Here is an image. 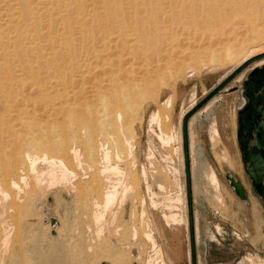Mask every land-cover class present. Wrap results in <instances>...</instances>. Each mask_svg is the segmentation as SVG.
I'll return each instance as SVG.
<instances>
[{"label":"rangeland","instance_id":"rangeland-1","mask_svg":"<svg viewBox=\"0 0 264 264\" xmlns=\"http://www.w3.org/2000/svg\"><path fill=\"white\" fill-rule=\"evenodd\" d=\"M37 1L38 0H32L33 5L34 3L36 5ZM85 1L87 5H90L92 3L91 0ZM170 1L123 0L122 5L124 6L119 7H121V9L126 12V14L135 16L137 11L141 12L143 10H155V8H157V5L159 4L167 9H170ZM35 5V9L36 6L39 9L38 13H40L41 15H44L43 13H45L46 15V8H43V5H39V3L36 6ZM14 6H16V1L14 2V0H0V31L9 35L8 37L7 35L1 34V37L5 38H2L1 40L0 37V43H2L3 40H7L8 38L11 39L10 43L13 41V45H11L12 43L10 45L6 44L5 46L0 44L1 53L4 50L9 52L12 51L10 55L11 57L9 56V58L7 59L8 64H6L7 61L4 59H2V62L0 61V63H3L4 66H6L5 70L8 71L10 69L12 73L16 72L19 69V65L23 66L25 64H35V66L42 65L39 68L45 69L43 68L45 66V64L43 63L44 61H46V59L47 61L50 59V57L47 58V56H50L47 53H49L48 49L51 50L49 48L50 45H48L49 47L47 46V44L50 43V40H47V38L52 36V29L53 27H55L56 24L53 26L52 24L54 22L49 23L46 20L47 18H45V16H42L45 19H42L41 17L39 20L40 22L36 23V26L40 24L41 30V34L38 36L39 44H37L39 47L37 49H31V47H29V51H34V54H30L28 52V48L27 51H24L23 53L22 47L24 45L26 47L30 46L31 43L28 42L33 41V37L31 35L34 34V32L32 31L33 26H17L16 22L14 23V21H11L13 20V18L9 19L13 16L14 12H18V9L16 10L15 8H13ZM10 13L12 14V16ZM258 17L259 18H257V20L255 21V30L258 31L260 29L261 31H259L261 32V36H259L260 34L257 33L255 34V39L254 35L251 36L252 27L249 23L246 22H240L236 24L235 31H232V29H230L231 27H226L229 29H226L224 33L214 35V37H211L209 33L204 32V34L199 33L200 35L197 36H200L199 38L196 37L190 39V42L194 43L192 46H198L199 51L201 50L200 56L197 58H191L189 56V50L191 45L188 44V40L186 41L182 39L181 36H168L165 42L167 43L168 41V44L172 45V49L174 50V52H171L169 59L166 57V59L168 60L166 66H170L171 68L168 70L164 69L159 73L154 72L156 74L154 77L151 76L154 74L151 71V73L145 74L144 76H146V78L150 74L151 75L149 76L150 78L148 79V81L146 79L144 85H142V87L140 86L141 91H139V95L138 92H136L134 89L129 92V88H121L122 92L120 89L117 92V95H115L120 99V101H117V99H115L116 97L114 96L113 98H111L112 96L110 95L109 97H102L103 99H96L97 102H95V100H93V102H90L92 100L91 99L89 102H87L88 109L83 106L85 110L84 112H82L81 117H79L76 123L73 125L74 129L72 128L71 133L72 141H74V145L76 146V148L79 149V157L76 156L75 158V154L71 152L68 154L67 158H64L65 161L63 160V163H61L58 158L59 156H57V154L54 155L53 152H55V149L53 148L52 144L54 137L52 135L51 128V126H53V123L50 122V118L52 119V117H47V111L43 109V105H46L41 103L42 101L39 102L43 105L37 104L38 114L43 112L41 115L39 114V116L42 117V115L45 114L44 112H46V116L43 115V120L42 118L41 120L42 122H44V126L47 125L44 130L47 134L42 132L44 135L41 134V138H43L40 139L41 141H43L40 142L43 143L45 141V143L50 142V144L49 146L44 147V143L41 144L39 142V146L42 150L39 149L40 147L38 146V148L35 149L38 151H33L31 153L33 158H36L35 170L33 171L27 165L29 164V160L27 158L26 150V166L22 170L23 174L22 171H20L19 175H17L19 177L17 181L20 180L19 184H21V186H24L27 182H29L30 184L34 183L35 185L37 182V185H39V182H41L40 186L36 185L38 187L36 188L39 189L37 190L38 192L35 194L37 199L33 197V206L30 210H28L29 212L26 211L24 213L25 220H22H24V223L26 222L28 226H26V224L23 225V221L19 219L24 218L23 213L19 212L20 217H18V214H16L15 211L14 215H12L13 211L11 209L9 210V208H6V206L9 207V205L11 204L9 198L12 200L13 191L16 189L14 185L13 187L11 186V195L9 196V198H7V200H9L10 202H4L2 198L0 199V201L2 200V202L4 203L3 205V203L0 202L2 203L0 207L2 206L4 208L3 209L1 207V209H3V214H0H2L3 218L0 217V221L2 222V224H0L3 228L0 227V230L2 231L3 229H5L3 231H7V233H9L11 229V232L13 233L15 232L12 231L13 229L17 228L18 230L21 229V227L23 226L21 231H17L15 229L17 231V234L14 235V233L13 235L16 236V238L18 237V239L20 237L24 239L27 237L26 240L23 239L25 241H23V244H25L26 246L29 245V249L33 246L36 247V245L38 244H40V247L42 248L41 245L45 247V245L48 244L49 239L47 237L49 234V236L56 235V232H53V230H48L47 227L43 226L46 224L47 219L52 216L56 219V221H58L59 218V220L62 222V232H64L63 236H61L59 239H54V243L60 247L59 240L69 238L71 241L75 240L72 241L74 246H76L77 248L85 246L82 248H85V250L87 248L89 250V247H87V244L89 243L88 246L91 245V252L90 250H86L89 253H87L85 250L84 251L89 254L88 256L94 264H153L156 260V253L152 247V243H150L151 241L146 238L147 236L145 234V231L150 229L154 236V239L157 242L158 247L162 249V255L164 260L166 261V264H190V248L182 151L181 117L193 104L197 103L214 86H216L220 81H222V79H224L227 70L229 69V67H231L230 62L227 61L229 62L227 63L224 58H222L224 49L229 46L228 44L240 43L245 39L247 45L250 44L248 49H251L253 47L254 49H259L264 46V13L262 14V16ZM12 23L16 25H13ZM47 23H49L51 26ZM10 26L14 29L12 30L14 32H12L14 35L9 31ZM18 27H21V29L23 27V29L25 31L27 30V32L25 33L23 29L17 30ZM31 28L32 30L31 32H29ZM37 29L39 30V26ZM15 30H17L16 34L18 33L19 36L15 35ZM20 32L22 34H20ZM206 33L208 35H206ZM21 35L24 43L23 41L19 42L18 40H16L18 37H21ZM24 35L25 37H27L25 38ZM14 36H16L15 39L12 38ZM46 41H48V43ZM21 43H23V46L20 48V45L18 46V44ZM257 43L259 46L257 45ZM2 47L6 49H3ZM39 48L40 50H43L40 51ZM220 49L223 50V52L221 51V54L216 53ZM203 50L205 51L203 52ZM210 50H215L216 52L213 51V54H211L212 52H210ZM263 50L264 48L262 50L257 51L258 54L263 53ZM206 51L207 53L209 52L208 56L204 55L206 54ZM45 52L47 53L45 54ZM257 52L255 54H257ZM12 54L14 55V58L12 57ZM25 54L27 55L25 56ZM36 54L38 55L37 59L31 58V55L36 56ZM214 54L217 56L219 55L217 58L219 62L216 60V58L211 59L215 56ZM24 58L25 62L27 58H29L30 61H28V63H24ZM220 58L221 60H223V64L220 63ZM15 60H17L19 63ZM136 60V64L139 65L138 62H140V59L138 60L137 58ZM213 61H215L216 63H220L219 66L215 65L216 63H213ZM263 62L264 58H261L251 63L247 67L248 69L245 71V73L242 74V77L239 78V80L237 79L234 83L230 84V86L228 84L227 86L222 88L217 93V95H215L216 97L215 100L213 99L214 101L209 100L206 103H209V106H206L205 104L204 106L200 107L198 111L190 119H188V141L190 142V151L191 153L193 152L191 154L190 161L192 169V186L194 192L192 196V203L196 235L195 247L197 264H264V207L262 205L261 198L252 190L250 179L243 169L240 157V149L237 143L236 136L237 111L239 106L241 108L244 104V98L241 94V91L244 89L245 81L247 79L249 71L254 67L261 66ZM255 63L257 64L252 66ZM7 65L9 66V68ZM173 65H175L174 68ZM139 66L141 67V65ZM139 66V70L143 72L142 68L140 69ZM172 68L175 70H173ZM123 91L124 93L127 91L129 92L125 93L126 98L122 97L124 96L122 95ZM119 92H121V94H119ZM113 94H116V92H114ZM109 102L112 105H110ZM130 102L133 104H131ZM149 102L152 108L150 110H147V104ZM30 103H28V105L32 106V103ZM114 103L116 104V106H114ZM130 104L137 105V107L139 108H137L138 115L135 113L134 116H137L128 117L129 120H127L128 118L126 119L125 117H127V115H129V113L131 112V107H129ZM110 107H112L111 109L114 110L115 115H117V112L120 111L119 113L121 116L117 115V120H114L113 118L110 119L111 115H108V110H110ZM94 108L96 109L94 110ZM127 109L128 113L126 112ZM101 110H104V112ZM92 111H94L95 114ZM102 112L105 115L102 114ZM96 113H98L99 115H96ZM152 114H156V117L153 120L151 119ZM94 115L101 118L99 119V123H103L102 126L98 124V127V119ZM102 115L104 116L102 117ZM45 118L49 120H46ZM109 119H113V122H115V126H112V121H110ZM51 121H53V119ZM49 124H51V126ZM105 124L106 126H103ZM92 125H95V127L93 126V128ZM100 127H102V129H100ZM94 129H96V131ZM216 130L218 131V133L216 132ZM47 131L50 133L49 136H47ZM98 131L100 132V135L99 137L96 136L97 140L103 139L101 140L102 144L98 141L100 143V146L98 145V151L101 152V149L103 148L110 150L111 158L109 161L111 162L103 160L101 153H98V151L96 154L95 152H93L94 157L96 155V159L94 161L97 160L96 162H94L93 160H91V158L93 157V153L89 155L88 151H86V142L87 138L89 137V135L87 134L95 132L93 134L94 136L91 134L93 137H95V134ZM44 136H46V138L50 137V140L46 139ZM104 138L107 139L104 140ZM116 139H120L118 140L121 144H118L119 147L115 145ZM103 143L105 144L103 145ZM47 144L48 143H46V145ZM98 154H100V156H97ZM225 155L231 156L235 163L240 166L245 180L238 173H234L231 170L229 165L223 159ZM55 156L57 157L55 158ZM94 157L92 159H94ZM4 159H6L7 161H3L1 163V166L8 165L9 160H11L10 157H8V159ZM60 159L62 160L63 158ZM50 162L53 165L50 164ZM100 163L105 165L109 163V165L112 164L111 166L118 165L119 171L117 172L116 169L113 170L108 168L110 171L106 169L107 173L103 172L100 169L104 166ZM64 166L67 167L68 173H70L69 171H72L70 175L73 173V175L71 176L69 174L65 175V179L67 182L64 181L65 179L61 181L62 177H64L63 174H61L63 172L62 170L64 169ZM53 167H55L54 169H57L54 170ZM55 172L56 174H58L57 176L54 174ZM214 172L215 176H217L215 177L217 178V181L214 179V176H212L214 175ZM228 172L236 178L242 180L241 182H243V186L247 193L246 200L239 199V197L234 193L232 187H230L228 180L225 178V174ZM50 173L52 175L54 174L55 176H52ZM36 174L39 175L38 178ZM59 175L60 178L58 177ZM48 176L49 178H51V186L49 184ZM24 177L27 178L25 181ZM72 177L74 180H72ZM33 178H35V182L37 181L36 183L33 182ZM55 180L58 182H56ZM22 181L24 182L22 183ZM108 181H111L110 185L109 183H107ZM62 182H64V184ZM106 183L108 184L109 188L113 187L112 189H114V191L116 190V197L114 201L110 204L111 208H107H110L108 211L104 207L103 202V193L106 190ZM55 184L56 186H54ZM103 184L104 186H102ZM2 185H4V187L6 186L4 183H2ZM39 191L42 192L40 193ZM101 191H103V193ZM37 194H39L40 196H37ZM1 195L2 194L0 193V196ZM178 197L182 199L181 202L183 204L181 203V212L184 214L186 221L182 224L166 225V222L162 217V213L163 211H169L170 209L168 205L170 204V201L172 203ZM151 199L155 200L157 203V207L155 209L152 207V209L150 208ZM7 202H9V204ZM6 203L7 205H5ZM96 203H100L101 205L99 204L100 206H98V204ZM101 207H103V210L106 209L105 211H107L105 212L104 219L102 220V222H105L102 223V225L107 224L106 226H103L105 227L103 228L104 231L98 230L100 228V224L97 223L94 216V211L96 209L101 210ZM177 208H179L178 205ZM9 211L12 212L9 213ZM109 211L112 212V214L109 213ZM8 213L12 215V217L9 216ZM15 214L17 217L15 216ZM14 217L18 219V222L14 220ZM92 217H94V220L92 219L91 221ZM111 217L115 218L114 222V218L112 219ZM7 219L12 221L10 222ZM105 219H107L108 223H106L107 221ZM19 220L22 222H20ZM13 222L16 223L14 224ZM147 222H149V225H147ZM12 223L14 225H10ZM19 223H21L22 226H20ZM48 224L49 226H51L50 220ZM4 225L6 226L5 228ZM7 225L10 227L9 231L6 230V228H8ZM26 227L27 229H25ZM37 227L40 229L39 232ZM43 228H45V230ZM29 229L30 232H27ZM88 229L90 230V232H88ZM116 229H118V232L116 231ZM135 230H137V234H134ZM1 231L0 236L2 237L4 235V232ZM95 231L98 234L95 233ZM12 233L11 235H9V237H13ZM19 234H25V237H23L24 235L21 236ZM38 234L39 236H41V240L39 238V242L37 240L39 237ZM35 235H37V237ZM134 235H136V237ZM4 236L2 238L0 237V249L1 244L3 245L2 242ZM31 236L33 237L31 238ZM87 236L89 238L91 237L90 241H92V239H94L95 237L96 240L94 239L93 243L87 241L89 240ZM11 237L9 238L11 240L9 241V244H11V246L7 245L10 246V249L8 248L9 251L7 250L5 251L6 253L3 252V254L0 253V258L3 257L2 259L6 260L15 259L18 255L19 257L21 255V257L23 258L27 254L26 251L28 250V246L24 248L25 245L22 244V239H19V241L17 239H13L15 237ZM75 237L78 240L81 238L82 239L79 240L78 243V240ZM97 237L100 239H98ZM34 238L37 239L35 240ZM31 239L33 242H31ZM14 240H16L17 242ZM101 241L103 242L101 243ZM113 247L119 248V252L113 251ZM102 250H108L110 252L111 256L108 257L109 259H106L105 261L103 259L99 260L98 256H100V251Z\"/></svg>","mask_w":264,"mask_h":264},{"label":"bare ground","instance_id":"bare-ground-1","mask_svg":"<svg viewBox=\"0 0 264 264\" xmlns=\"http://www.w3.org/2000/svg\"><path fill=\"white\" fill-rule=\"evenodd\" d=\"M15 1H16V6H14L13 8H15L16 10L18 9V12L13 13L14 17L10 13L12 17H10L9 19L13 18V20H11V21L12 22L14 21V23L16 22L17 26H21V25L22 26L23 25H26V26L30 25L31 26L32 25L33 30L31 28L30 31H29V29H28V31L31 32V30H32L34 32V34H31L33 37L32 38L33 41L32 42L27 41L28 43H31V45L27 44L30 46L26 47L25 45L23 46L24 41L22 40V35H21V37H18L19 36L18 33L16 34V31L20 30L21 27H18L17 30H15V35H18L17 36L18 38L16 40H18L19 42L23 41V43H21L22 45L18 44V46L20 45L19 46L20 48L23 46L22 47L23 53H24V51H27V48H28V52L30 54L31 53L34 54V51L33 52L29 51L30 50L29 47H31V49H37L39 47L37 44H39L38 36L41 34V30H40V24L36 26V23L40 22L39 20L42 16L43 17L45 16V18H47L46 19L47 22H49V23L54 22L52 24L53 26L56 24L55 27H53V29H52V36L51 35H50L51 37L47 36L48 37L47 40L48 39L50 40V43H48V41H46L48 43L47 46L50 45V47L49 46L48 47L51 50L48 49L49 53L45 52V54L47 53L48 55H50V56L46 55L47 58L50 57V59L48 61L46 59V61H44V63H43V64H45V66L43 67L45 69L39 68L42 65L41 66H35V64L34 65L25 64L23 66L19 65V69L16 72H13V73H15V74H13L10 71V69L8 71L5 70L6 66H4L3 63H0V193L2 194L0 196V199L2 198L4 202L9 201V200L11 201V204L9 205V207L6 206V208H9V210L11 209L13 211V212L9 211V213L10 212L13 213V214L11 213L12 215H14V211L16 214H18L17 215L18 217H20L19 212L23 213L24 218H19L20 220H22V219L25 220L24 213L26 211L29 212L28 210H30L31 207L33 206V203H32V200L34 199L33 197L36 198L35 194L38 192L37 190H39V189H37L38 188L37 186H40V184H41V182H39L40 184L37 185L38 182L37 181H36L37 183L35 182V178H33L34 179L33 182H35L37 186L34 183L30 184L29 182L25 183L24 186H21V184H19L20 180L17 181L19 179V177L17 175H19L20 171H22L24 169V167L26 166V160H25V151L26 150H27V152H26L27 158L29 160V164H27V165L32 169V171L35 170L36 158L34 159L33 156L31 155V153L33 151H38L35 149H37L38 146L40 145V143L43 141V140L41 141V139L43 138V137L41 138V134L46 133V131H44V130H45V127L47 125L44 126L45 124L43 125L44 122H42V120H43L42 117H43V115L46 114V112H44L45 114H43L42 117L39 116V114L41 115L43 112L38 114L37 104L38 105L41 103L45 104L46 106H44L43 104H41V105H43V109L45 111H47V117L51 116L53 119V121H51L52 119L50 118V122L53 123L52 124L53 126H51V124H49V125L52 128V135L54 137V140L52 143L53 148L55 149V152H57V153L53 152L54 150L51 152H53L54 155L57 154V156H59L58 158H59V161L61 163H63L64 158H67L68 154L71 152H73V154H75V158H76V156L79 157V152H78L79 149H77L76 146L74 145V141H72L71 133H72L73 125L76 123L78 118L81 117L82 112H84V110H85L84 107H86V108L88 107L87 102H89L91 99L92 100L90 102H93V100H95V102H97L96 99H103L102 97H104V96L109 97L111 95L112 96L111 98H113V96L116 97L115 95H117V92L121 88H129L130 89L129 92H131V90L134 89L136 92H138V95H139L140 94L139 91H141L142 85H144V82H146L145 81L146 79L148 81V79L150 78L149 76L151 75L150 74L146 78V76H144L145 74L151 73V72L152 73H154V72L159 73L160 71H162L164 69L168 70L171 68L170 66L169 67L166 66V63L168 61L166 59V57L169 59L171 52H174V50L172 49V45L171 44L169 45L168 41H167V43L165 42V40L168 36H174V37L181 36L182 39H184L186 41L188 40L187 41L188 44L191 45L190 50H189V56L191 58H197L200 56L201 50L199 51L198 46H192L194 43H191L190 39L196 38L198 35H200L199 33L204 34V32H207V33H209V35H211V37H214V35H218L219 33L220 34L224 33L225 30L229 29L230 27H231L230 29H232V31H235V25L240 23V22H246V23L250 24V26L252 27L251 28L252 29L251 36L254 35V39H255V34L261 33L260 29H259L260 31L258 30L259 32L257 30H255V27H256L255 21L257 20V18H259L258 16H262V14L264 13V0H172V1L169 0L170 1L169 2L170 3L169 4L170 9H167V8H165L159 4V5H157V8H155V10L151 9V7H150V9H151L150 11H144V10L141 12L137 11L135 16L126 14V12H124L121 9V7H119V6H124V5H122L123 0H91L92 3L90 4V2H89L90 5H87L85 0H38L37 4L39 3V5L44 6L43 8H46V12H47L46 15H45V13H43L44 15H41L40 13H38L39 9L36 6L37 4L35 5V3H34V5L36 6V9H35L32 0H14V2ZM10 2H13V1H10ZM11 12H12V10H11ZM37 13H38V15H37ZM36 15H37V17H36ZM43 17H42V19H45ZM49 23H47V24H49ZM9 24H11V23H9ZM16 24H13V25H16ZM38 26H39V30L37 29ZM23 27H22V29H23ZM226 27H229V28H226ZM10 28H11V26L9 27V31L12 33L13 32L12 30H14V29H13V27L11 29ZM257 29H258V27H257ZM42 31H43V28H42ZM26 32H27V30L25 31V33ZM207 33H206V35H208ZM1 34L7 35V33L5 34V33H2L0 31V37H1ZM20 34H22V33L20 32ZM43 34H45V33H43ZM25 35H24V37H25ZM7 36L9 37V35H7ZM251 36H250V38H251ZM259 36H261V34ZM15 37L16 36H14L12 38L15 39ZM199 37H197V38H199ZM2 38H5V37H1V40H2ZM257 39H258V37H257ZM10 40H11L10 38H8L7 40H3L2 43H0V44L5 46L6 44L10 45L12 43L11 45H13V41L10 43ZM37 40H38V42H37ZM228 45L229 46H227L225 49L223 48L224 52L221 49L217 52L215 50H210V52H212L211 54H213V51H215L216 53H220L222 51L223 52L222 58H224V60L226 62L227 61L230 62L231 67H229L225 76H227L229 73H231L236 67H238L240 64H242L244 61H246L247 59L252 57L253 54L256 55L255 53L257 51L262 50L264 48V46H263L259 49L258 48L254 49V47L253 48L250 47L251 49H248L250 44L247 45V42L245 41V39H244V41H242L240 43H232V44H228ZM257 45H258V43H257ZM41 48H42V46H41ZM168 48L171 50H169ZM3 49H6V48H3ZM39 50H40V48H39ZM41 50H43V49H41ZM204 51L205 50H203V52ZM11 52L5 51V50L2 53L0 52V55H1L0 61L2 59L7 61V59L11 55ZM205 53L207 55L206 54H204V55L208 56L209 52L207 53V51H206ZM257 54H258V52H257ZM26 55L27 54H25V56ZM25 56H22V57H25ZM37 56H38L37 54H36V56L31 55V58L37 59ZM215 56H217V55H215ZM215 56L211 59L216 58V60H217L219 55L217 57H215ZM12 57L14 58L13 54H12ZM15 58H17V57H15ZM45 58H44V60H45ZM137 58H138V60L140 59L139 60L140 62H138V63H139V65H141V67L138 64H136ZM41 59H43V58H41ZM17 60H15V61H17ZM23 60H24V63H26V62L28 63V61H30L29 58L26 59V62H25V58ZM219 60H220V63L223 64L222 63L223 60H221V58ZM261 61H263V60H261ZM34 62H35V60H34ZM214 62L215 61H213V63ZM229 62H227V63H229ZM11 63H12V61H11ZM220 63H216L215 65L219 66ZM227 63H226V65H227ZM6 64H8V61ZM135 64L138 65L140 67V69L142 68L143 72H141L139 70L138 66H136ZM256 64L257 63L253 64L252 66H254ZM175 65H173V68ZM220 67H221V65H220ZM247 67H245L230 82H228L229 86H230V84L234 83L235 80H237V79L239 80V78L242 77V74L245 73V71L248 69ZM8 68H9V66H8ZM13 70H14V68H13ZM173 70H175V69H173ZM155 73L151 76L154 77L156 75ZM228 84H226L225 86H227ZM114 92H116V94H113ZM121 92H122V89H121ZM121 92H119V94H121ZM129 92L127 91L125 93H129ZM123 93H124V91H123ZM123 93H122V95H124V96H122V97H125L126 95H125V93L124 94ZM103 94H105V95H103ZM107 94H109V95H107ZM136 95H137V93H136ZM215 95H217V94H215ZM215 95L212 96L209 100H211V101L213 99L215 100V97H216ZM115 99H117V101H120V99L118 97H116ZM107 100H108V98H107ZM245 100L246 99L244 98V103L246 102ZM30 102L32 103V106L30 105L31 107L28 105V103H30ZM39 102H41V103H39ZM92 104H94V103H92ZM131 104H133V103H131ZM208 104H206V106ZM99 105H98V108H99ZM102 105H104V104H102ZM110 105H112V104L110 103ZM130 105H129V107H131V112L129 111L130 113H129V115H127V117H125L126 119L128 117H131V116L135 117L138 115L137 114V112H138L137 111V108H138L137 105H131V106ZM204 105H202V106H204ZM114 106H116V104ZM92 107H94V106H92ZM111 108L112 107H110V110H108V115L109 116L111 115L110 119L113 118L114 120L115 119L117 120L118 119L117 115H120V113H119L120 111L117 112L118 111L117 110L116 112L118 114L115 115L114 110ZM151 108L152 107H151V104L149 102L147 104V110H150ZM90 109H91V107H90ZM95 109L96 108H94V110ZM44 110H42V111H44ZM101 111L104 112V110H101ZM197 111H195L190 116V118ZM92 112H94V111H92ZM103 112H102V114H104ZM126 112L128 113V109ZM135 113L137 115L134 116ZM94 114H95V112H94ZM96 115H99V114L96 113ZM96 115H94V116L97 117ZM104 115H102V117ZM125 116H126V113H125ZM155 117H156V114L151 115L152 120L155 119ZM41 118H42V120H41ZM97 119H98L97 125L100 124V126H102L103 123H99V119H101V118L97 117ZM113 119L110 121H112V123H111L112 126L113 125L115 126V122H113ZM40 120H41V122H40ZM46 120H49V119H46ZM127 120H129V118ZM181 120H182V117H181ZM101 121H103V120H101ZM50 122H48V123H50ZM103 122H105V121H103ZM41 125H43V126H41ZM93 126L95 127V125H92V127ZM103 126H106V124ZM98 127H99V125H98ZM98 127H97V130H98ZM100 129H102V127H100ZM94 130L96 131V129H94ZM103 130H104V128H103ZM99 131L97 132L98 134L96 133L97 135L95 134V137H93L94 136L93 134L95 132H92V133L90 132L93 136L91 134H87V135H89V137L87 138V142H86L87 143L86 144V146H87L86 151H88L89 155L92 154L93 152H95V154H96L97 151L99 150L98 149L100 146L99 142H101V140H103L101 138H100L101 140H99V139L97 140V138H96V136L99 137V135H100ZM216 132L218 133L217 130H216ZM49 134L50 133L48 132L47 136H49ZM44 137L46 138V136H44ZM46 139L50 140V137L46 138ZM106 139L104 138V140H106ZM48 140H46V141H48ZM118 140H120V139H116V144H115L117 146H118V144H120V141H118ZM43 143H41V144H43L44 147L49 146V144H50V142H46V143H48L46 145L45 141ZM188 143H189V156L191 158V154L193 152L191 153V151H190L191 147H190L189 141H188ZM101 144H102V142H101ZM104 144L105 143H103V145ZM101 148H103V147H101ZM39 149H41V147ZM44 149H46V148H44ZM98 153H101L103 160H105L107 162L111 158L110 157V150H107L106 148L101 149V152L98 151ZM7 156L10 157L11 160H9L8 165H5V166L2 165L1 166V163L6 160L4 158L8 159ZM57 156H55V158ZM97 156H100V154H98ZM39 157H41V156H39ZM93 157H94V153H93ZM95 157H96V155H95ZM95 157H94V159H92L91 157L90 158H91V160L94 161L96 159ZM51 158H53V157H51ZM60 158H63V159L61 160ZM223 159L229 165V167L231 168V170L234 173L236 172L240 176L243 177V172H242L240 166L237 163H235V161L231 158V156L225 155L223 157ZM37 161H39V160H37ZM96 161H94V162H96ZM100 162H102V161H100ZM109 162H111V161H109ZM50 164H52V163L50 162ZM100 164L103 165L104 167L102 168L100 166L101 169L100 168H97V169H100L103 172H106V169L107 170H109V169L115 170L116 169L117 172L119 171L118 165L111 166L112 164L109 165V163L107 165L102 164V163H100ZM60 166H61V164H60ZM54 168L55 167H53V169ZM56 169H54V170H56ZM190 169H191V161H190ZM100 170H99V172H100ZM62 171L63 172L61 174H63L64 177H62L61 181L66 178L65 177L66 174L70 175V173L72 172V171H69L70 173H68L67 167H65V166H64V169ZM56 172L54 174L57 176L58 174H56ZM111 172H113V171H111ZM113 173H115V172H113ZM22 174H23V171H22ZM213 174L214 175H212V174L211 175L214 176V179L216 180L217 178H215V177H217V176H215V172ZM71 175H73V173ZM38 176L39 175H37V178H38ZM34 177H35V175H34ZM58 177L60 178V175ZM48 178H49V176H48ZM26 179L27 178H25L24 181ZM50 179L51 178H49V184L51 186L52 184L50 183L51 182ZM243 179H244V177H243ZM22 180H23V178H22ZM72 180H74L73 177H72ZM24 181H22V183ZM39 181H40V179H39ZM64 181H66V179ZM212 181H213V179H212ZM241 181L242 180H240V182ZM56 182H58V181H56ZM110 182L108 181L107 183H109V185H110ZM2 183H4L6 185L5 186L6 188L4 187V185H2ZM62 183L64 184V182H62ZM62 183H61V185H62ZM53 184H54V181H53ZM104 184L102 186H104ZM191 184H192V169H191ZM13 185L16 189L13 191L12 200H11L9 198V196L11 195V193H10L11 189L10 188H11V186L13 187ZM241 185L243 186V182H241ZM54 186H56V184ZM106 186H105V189H106L105 192L104 193H103V191H101V192L104 195V200H103L104 207L107 209L108 207L111 208L110 204L114 201V199L116 197V193H115L116 190L114 191V189H112L113 187L109 188L108 184ZM243 188H244V186H243ZM244 190H245V188H244ZM148 191H150V190H148ZM245 192H246V190H245ZM38 195L39 194H37V196ZM192 196H193V186H192ZM246 196H247V193H246ZM7 198H9V200H7ZM95 201H97V200H95ZM181 201H182V199L180 197L175 199V201L172 203L170 201V204L168 205L170 210L166 211V212L163 211L162 217L165 220L166 225L167 224L168 225L169 224L170 225L171 224H182L186 221L184 214L181 212L182 211V205H181L182 202ZM0 202H2V200ZM9 202H7V203L9 204ZM2 203H0V205H2ZM7 203L5 205H7ZM96 204H98V206L101 205L100 203H96ZM3 205H4V203H3ZM177 205L179 206V208H177ZM1 207H0V213H2V210L4 209L3 207H2L3 209H1ZM151 207L154 209L157 207V203L153 199L150 200V208ZM94 208H96V207H94ZM98 208H100V207H98ZM101 208H102L101 210L100 209H96V210L94 209L95 210L94 216H95V220L97 221V223L100 224V226H99L100 228L98 227L99 228L98 230L104 231L103 228H105V227H103V226H106L107 224L102 225V223H105V222H102V220L104 219L105 212H107L110 208L107 209V211H105L106 209L103 210V207H101ZM7 211H8V209H7ZM111 211H112V209H111ZM9 213H8V215L12 217V215H10ZM109 213L112 214V212H110V211H109ZM2 214H0L1 215L0 217L3 218ZM16 214H15V216H16ZM92 215H93V213H92ZM107 215H108V213H107ZM16 217H14V220L16 222H18V219ZM50 218H52V216ZM50 218L47 219L46 224L43 226L47 227L48 230H53V232H56V235L55 236H49L50 234L49 235L47 234L48 235L47 238L49 239V242L47 241L48 244L45 245V247H43V245H41L42 246V248H41L40 244H38V245H36V247L33 246L32 248L29 249V245H27L28 246V248H27L28 252L26 251L27 254L23 258L21 257V255H20V257L18 255L17 258H15V259L6 260V259H2L3 258L2 257L3 255H2L1 256L2 258H0V264H94V263H92L91 259L89 258V256H88L89 254H87V253H89L86 251V250H88V248L86 250H85V248L82 249L85 246H83V247L81 246L80 248H77L72 243V241H75V240L71 241L69 238L68 239L62 238L63 240H59L60 247L54 243V239H56V240L59 239L61 236H63L64 232H62V229H61L62 228L61 227L62 222L59 220V218H58V221L56 224L49 226L48 223H49ZM93 218L94 217L91 218V221ZM26 219H27V217H26ZM0 220H1V218H0ZM12 220H8V221L11 222ZM24 220H22L23 223H24ZM105 220L107 221V219H105ZM114 220H115V218L113 219V222H114ZM22 221H20V222H22ZM6 222H5V224H6ZM0 223L2 224L1 221H0ZM13 223L10 225L15 224V223L14 224ZM106 223H108V221ZM1 224H0V227H1ZM25 224H26V226H28L26 222L23 225H25ZM19 225L22 226L21 223H19ZM147 225H149V222H147ZM20 226H19V228H20ZM5 227L6 226L4 225V228ZM15 227H17V226H15ZM1 228H3V227H1ZM9 228L10 227L8 226V228H6V230L9 231ZM22 228H23V226L21 227V229H18V230L21 231ZM15 229L17 230V228H15ZM15 229L12 230V231H15L13 233L11 232V229H10L12 236L15 238H13L11 236L10 237L13 239H17V240L22 239V244H23V241L26 240L27 237L25 239L21 238V237L19 239H18V237L16 238V236H14V235L17 234L16 232L18 230L16 231ZM25 229H27V227ZM43 229L45 230V228H43ZM63 229H64V227H63ZM3 230H5V229H3ZM3 230L2 231L0 230L1 232H4V235H5V236L3 235L4 236L3 242H2L3 245L1 244V249H0V253H2V254H3V252L7 251L8 248L11 246V244H9L10 243L9 241H11L9 239L10 238L9 235H11V233L10 232L7 233V231L5 232ZM39 230L40 229L38 228V232H39ZM96 231H95V233H97ZM116 231L118 232V229H116ZM27 232H30V229ZM88 232H90L89 229H88ZM25 234H23L24 236L22 234H19V235L25 237ZM97 234H96V236H97ZM134 234H137V230L134 231ZM145 234L147 236L146 238H148L151 241L150 243H152V247L156 253V260L153 264H166V261L164 260L163 255H162V249L158 247L157 242L154 239V236H153L152 232L150 231V229L146 230ZM35 236L37 237V235H35ZM38 236H39V234H38ZM89 236H90V233H89ZM134 236L136 237V235H134ZM32 237L33 236H31V238ZM40 237L41 236H39L38 239L37 238H34V239L35 240L37 239L39 242ZM93 237H95V236H93ZM195 237H196V235H195ZM42 238H43V236H42ZM87 238H89V237L87 236ZM13 239H12V242H13ZM81 239H79V240H81ZM94 239L96 240V237ZM94 239H92V241H90L91 240V237H90L89 240H87V241H90L93 243ZM98 239H100V238H98ZM40 240H41V238H40ZM79 240L77 241L78 243H79ZM14 241H16V240H14ZM0 242H1V240H0ZM31 242H33L32 239H31ZM102 242L103 241H101V243ZM20 244H18V245H20ZM88 244H87V247H89V250H90L91 245L88 246ZM7 245H10V246H7ZM23 245H25V244H23ZM27 246L25 245L24 248H26ZM104 249H106V248H104ZM112 250L115 252H119V248L113 247ZM90 252H91V250H90ZM12 256H14V255H12ZM110 256H111V254L108 250H102V251H100V256H98V257H99V260L103 259L105 261L106 259H109L108 257H110Z\"/></svg>","mask_w":264,"mask_h":264},{"label":"water","instance_id":"water-1","mask_svg":"<svg viewBox=\"0 0 264 264\" xmlns=\"http://www.w3.org/2000/svg\"><path fill=\"white\" fill-rule=\"evenodd\" d=\"M264 57V52L256 54L222 79L214 86L204 97L195 103L182 116L181 134H182V151L184 182L186 192V208L188 221V236L190 248V264H197L196 247H195V227L194 213L192 203V184L191 169L188 143V119L204 105L212 96L217 94L228 82H230L238 73L253 61ZM242 96L246 99L245 105L237 111V143L240 149L242 166L247 173L252 190L262 201L264 207V62L259 67L252 68L245 81V88L241 91ZM245 131V133H244ZM253 141V143L251 142ZM230 187L241 200H246V192L238 178L229 172L225 174ZM51 225L57 223L54 217L50 218ZM105 264V263H101Z\"/></svg>","mask_w":264,"mask_h":264},{"label":"flooded vegetation","instance_id":"flooded-vegetation-1","mask_svg":"<svg viewBox=\"0 0 264 264\" xmlns=\"http://www.w3.org/2000/svg\"><path fill=\"white\" fill-rule=\"evenodd\" d=\"M244 88H245V86H244ZM244 105H245V103L243 104V106H244ZM243 106H242V107H243ZM244 133H245V131H244ZM251 142L253 143V141H251ZM246 175H247V173H246ZM247 176H248V175H247Z\"/></svg>","mask_w":264,"mask_h":264},{"label":"crops","instance_id":"crops-1","mask_svg":"<svg viewBox=\"0 0 264 264\" xmlns=\"http://www.w3.org/2000/svg\"><path fill=\"white\" fill-rule=\"evenodd\" d=\"M238 109H240V106H239V108ZM194 193V192H193Z\"/></svg>","mask_w":264,"mask_h":264}]
</instances>
